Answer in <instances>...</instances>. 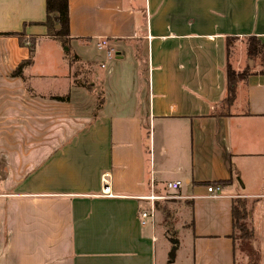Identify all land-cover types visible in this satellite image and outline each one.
I'll list each match as a JSON object with an SVG mask.
<instances>
[{
    "label": "crops",
    "instance_id": "crops-1",
    "mask_svg": "<svg viewBox=\"0 0 264 264\" xmlns=\"http://www.w3.org/2000/svg\"><path fill=\"white\" fill-rule=\"evenodd\" d=\"M46 19V0H0V264H239V198L253 230L242 264H264V73L248 50L252 74L224 102L228 65L241 72L235 45H264V0H69V47ZM33 40V64L14 76ZM45 42L72 51L65 93L38 88L51 73H33ZM77 62L96 68L104 93L89 113L70 94ZM165 202L190 206L183 225H165Z\"/></svg>",
    "mask_w": 264,
    "mask_h": 264
},
{
    "label": "rangeland",
    "instance_id": "rangeland-1",
    "mask_svg": "<svg viewBox=\"0 0 264 264\" xmlns=\"http://www.w3.org/2000/svg\"><path fill=\"white\" fill-rule=\"evenodd\" d=\"M38 49V45L36 47ZM66 46H61V49H55L53 44L50 42H45L43 46L41 47L42 52L45 51V53H41V58L39 61L38 66L35 68V71L33 73L41 74L47 70H49L51 73L48 75L46 80H43L41 85H38V88L41 89V91L44 92H66L65 89V82L62 81V78L60 75L62 72H65V70L68 69V58L71 57L72 51H67ZM238 52H240V63L237 65L241 72L245 71L249 63H251V60L248 57L247 49L245 45L236 46ZM47 53L53 54V65L50 64V61H48L44 55ZM113 57L116 54V49L112 51ZM60 55V56H59ZM64 61V64H62ZM113 60V59H112ZM112 60L107 59V62L110 61L112 63ZM77 61V58H76ZM249 62V63H248ZM258 62V61H257ZM256 64V60L254 62ZM66 68V69H65ZM96 68L92 64H86L85 62H80L77 64H73L69 70V84L73 85V92H71V96L74 99V107L77 109V111L81 113H89L91 110H96L100 107L102 102L104 101V93L101 90V86H99L100 80L96 79ZM60 77V78H59ZM39 79H36L33 77L30 79V83L34 84L35 82H38ZM169 196L167 201L170 202H177L180 201L179 198L175 197L173 193H167ZM167 203V202H165ZM171 211L163 216V220L165 222V225L167 224H174V225H183L185 223V219L187 217V214H189L190 206L184 204V202H178L175 204H168ZM247 206L250 207V204L247 203ZM181 208V209H180ZM180 209V210H179ZM181 211V212H180ZM177 227V226H176ZM251 241L249 239L246 241H237V258L238 263L242 264V260L244 258L243 248L248 249V245ZM172 248H170L169 252V258H173L174 255L177 254V246L172 243ZM250 247V245H249ZM249 250H247L248 252ZM170 258V259H171Z\"/></svg>",
    "mask_w": 264,
    "mask_h": 264
},
{
    "label": "trees",
    "instance_id": "trees-1",
    "mask_svg": "<svg viewBox=\"0 0 264 264\" xmlns=\"http://www.w3.org/2000/svg\"><path fill=\"white\" fill-rule=\"evenodd\" d=\"M47 19L43 22L48 28V34L61 40L63 44L69 47L66 35L69 32V0H46ZM230 43H228V46ZM30 47L29 58L23 60L14 70V76L24 77L23 71L31 66L34 62L33 56L35 52V41L33 40ZM229 49V48H228ZM247 50L251 60L259 58L264 73V45L260 44L256 39L250 40L247 45ZM229 51V50H228ZM250 66V65H249ZM252 74L248 69L243 72L236 71L231 65L227 67V92L225 104H230L236 96L237 84L240 79L247 78ZM54 99L61 101H70V96H55ZM223 113V112H222ZM228 181H221L224 185ZM247 201L244 199H234L232 203L233 217V233L232 238L235 242L238 240L246 241L253 236V230L249 224L251 216V207L247 206ZM159 207L158 204H156ZM165 213V215H167ZM251 264H257V260L252 259Z\"/></svg>",
    "mask_w": 264,
    "mask_h": 264
},
{
    "label": "built area",
    "instance_id": "built-area-1",
    "mask_svg": "<svg viewBox=\"0 0 264 264\" xmlns=\"http://www.w3.org/2000/svg\"><path fill=\"white\" fill-rule=\"evenodd\" d=\"M108 42L106 40H102L97 43V47L99 49H103L107 46ZM111 173L105 172L101 175V182H102V188H101V194L106 196H112L111 193ZM182 187V181L176 180V181H170L167 183V188L171 191H178ZM221 186L219 184H211L207 186V192L209 193V196L211 197H218L221 194ZM145 198L150 199L153 203L155 200L164 199L165 196H160L152 193L149 196H146ZM155 215V205L152 204V206L148 209H144L140 212V221L142 224L148 223L149 220H153Z\"/></svg>",
    "mask_w": 264,
    "mask_h": 264
}]
</instances>
